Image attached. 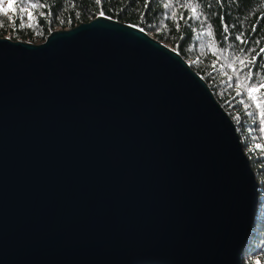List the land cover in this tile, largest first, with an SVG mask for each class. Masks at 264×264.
Listing matches in <instances>:
<instances>
[{
  "label": "water",
  "instance_id": "water-1",
  "mask_svg": "<svg viewBox=\"0 0 264 264\" xmlns=\"http://www.w3.org/2000/svg\"><path fill=\"white\" fill-rule=\"evenodd\" d=\"M259 190L210 88L144 31L0 38V264H242Z\"/></svg>",
  "mask_w": 264,
  "mask_h": 264
},
{
  "label": "trees",
  "instance_id": "trees-1",
  "mask_svg": "<svg viewBox=\"0 0 264 264\" xmlns=\"http://www.w3.org/2000/svg\"><path fill=\"white\" fill-rule=\"evenodd\" d=\"M22 2L26 3L24 11L20 10ZM33 3L37 5L34 9L30 7ZM186 3L197 7L199 20L183 6ZM13 5L15 10L9 16L0 17L2 39L39 45L54 31L71 30L97 17H106L168 43L188 63L234 122L244 154L256 173L258 208L244 251V256H250L252 243L264 238L256 235L258 223L264 220L263 216L258 221L260 198L264 196V118L255 106L264 102L260 99L264 90L256 94L257 101H251L240 81L247 85L264 82V0H13ZM209 31L211 36L207 35ZM241 59L246 63L241 64ZM238 91L241 95L237 98ZM232 103L244 126L235 123L230 112ZM252 132L259 139L244 141ZM258 260L264 264V248ZM242 264L253 262L243 259Z\"/></svg>",
  "mask_w": 264,
  "mask_h": 264
},
{
  "label": "rangeland",
  "instance_id": "rangeland-1",
  "mask_svg": "<svg viewBox=\"0 0 264 264\" xmlns=\"http://www.w3.org/2000/svg\"><path fill=\"white\" fill-rule=\"evenodd\" d=\"M7 2H9V0H3V3L0 4V7L7 8V4H6ZM22 3H23L22 5L26 6V3H24V2H22ZM12 11L13 10H8L7 13L0 12V17H3V16L4 17H7V16H9V14ZM149 36L152 37V35H149ZM36 43H38V42H36ZM162 44L165 45L166 47L170 48V49L172 48L168 43L163 42ZM240 95H241V93L238 91L237 92V95H235V97L238 98ZM221 96H223V92L221 93ZM233 104L234 103H232L231 106H230V108L232 110L230 112L235 116V121H236L235 123L237 125H239V126L240 125H243L244 126L243 118H242V116L239 113L235 112L236 110H235ZM236 109H238V108L236 107ZM250 120L253 121L252 118ZM246 139H249V142H254V141H257L259 139V136L255 132H252V134L244 137V141ZM244 152H246L245 149H244ZM255 177H256V173H255ZM257 178H258V175H257ZM263 216H264V196H262L260 198V205H259V218L260 219L258 221L262 220L263 219ZM263 223H264V220H262V224L261 223H258V233L256 232V235H258V236L264 235V224ZM261 238H262V236H261ZM251 246H252V248L250 250H251V253H252V251H253V253L250 254V256L248 254L245 255L244 256V262H246V260H251L253 262V264H261V262L258 260V256H259V253L264 248V238H262V240H259V239L255 240L252 243ZM253 248H254V250H253Z\"/></svg>",
  "mask_w": 264,
  "mask_h": 264
},
{
  "label": "snow or ice",
  "instance_id": "snow-or-ice-1",
  "mask_svg": "<svg viewBox=\"0 0 264 264\" xmlns=\"http://www.w3.org/2000/svg\"><path fill=\"white\" fill-rule=\"evenodd\" d=\"M2 3H3V0H0V4H2ZM164 6L166 8L169 7L168 4H165ZM183 6L187 7L188 9H190V11L192 13V16L195 19H197V20L200 19V17L197 16L198 9L193 3H186ZM30 7L34 9V8L37 7V5L35 3H33V4L30 5ZM8 10H15L14 9V5H13V0H9V2L7 4V8L0 7V12L7 13ZM20 10L24 11L25 10V6H21ZM28 15H29V19L30 20L33 19V16H32L31 12H29ZM173 15L175 16L176 13H173ZM21 19H23V17H21ZM207 35L211 36L212 35L211 31H209L207 33ZM240 63L241 64H245L246 62L241 59ZM250 76H251V73L248 74L249 78H250ZM240 83H241V85H243L247 89V96H248L249 100H251V101H257L258 100V96L256 94L261 93L262 90H264V82L259 83V84H255V85H247V84L244 83V80H241ZM260 99L264 100V97H260ZM255 106H256V108H259L261 110L260 111V116L262 118H264V102L256 103ZM250 115H251V113H250Z\"/></svg>",
  "mask_w": 264,
  "mask_h": 264
},
{
  "label": "bare ground",
  "instance_id": "bare-ground-1",
  "mask_svg": "<svg viewBox=\"0 0 264 264\" xmlns=\"http://www.w3.org/2000/svg\"><path fill=\"white\" fill-rule=\"evenodd\" d=\"M151 37V36H150ZM153 39H154V37H152ZM171 50H173L172 48H171ZM174 51V50H173ZM217 132V129L216 128H212V134H215Z\"/></svg>",
  "mask_w": 264,
  "mask_h": 264
},
{
  "label": "clouds",
  "instance_id": "clouds-1",
  "mask_svg": "<svg viewBox=\"0 0 264 264\" xmlns=\"http://www.w3.org/2000/svg\"><path fill=\"white\" fill-rule=\"evenodd\" d=\"M175 52V51H174ZM188 64V63H187ZM200 77V76H199Z\"/></svg>",
  "mask_w": 264,
  "mask_h": 264
}]
</instances>
